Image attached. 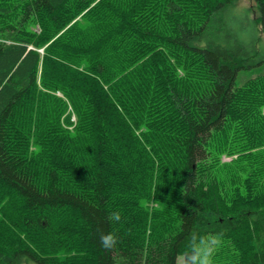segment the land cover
Returning <instances> with one entry per match:
<instances>
[{
	"label": "trees",
	"instance_id": "trees-1",
	"mask_svg": "<svg viewBox=\"0 0 264 264\" xmlns=\"http://www.w3.org/2000/svg\"><path fill=\"white\" fill-rule=\"evenodd\" d=\"M236 1L0 0V264H187L193 233L264 264V0L242 35Z\"/></svg>",
	"mask_w": 264,
	"mask_h": 264
},
{
	"label": "rangeland",
	"instance_id": "rangeland-1",
	"mask_svg": "<svg viewBox=\"0 0 264 264\" xmlns=\"http://www.w3.org/2000/svg\"><path fill=\"white\" fill-rule=\"evenodd\" d=\"M250 10L249 17L247 16V11ZM228 17L236 16L237 19L232 22V27H234L235 31L239 33V35L243 34V28L250 30L253 21L251 19H254L258 15V8L256 5V2L254 0H237L232 10L227 11ZM256 33L259 36V47L263 51L264 54V32L261 30V28L257 25L256 26ZM249 40V38H248ZM258 74H264V67H256L249 70H242L239 73V76L237 78V85H242L245 83L247 79L250 77H254ZM58 95L62 96V93L58 92ZM71 109V107H70ZM72 120L74 122L77 121L76 115L72 114ZM232 157L230 156H224V161H230ZM222 241L218 238H211L207 241H205V245L213 250L212 260H214V255L218 250L221 248ZM179 264H184V257L179 258Z\"/></svg>",
	"mask_w": 264,
	"mask_h": 264
},
{
	"label": "clouds",
	"instance_id": "clouds-1",
	"mask_svg": "<svg viewBox=\"0 0 264 264\" xmlns=\"http://www.w3.org/2000/svg\"><path fill=\"white\" fill-rule=\"evenodd\" d=\"M110 219L119 221L120 214L113 213ZM118 238L112 234L102 233L100 235V246L105 249H110L116 245ZM188 246L191 249L187 256V264H212L213 250L209 249L202 238H199L195 233L190 234L188 238Z\"/></svg>",
	"mask_w": 264,
	"mask_h": 264
}]
</instances>
